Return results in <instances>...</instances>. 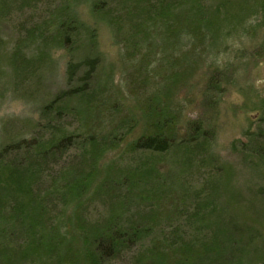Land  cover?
Returning a JSON list of instances; mask_svg holds the SVG:
<instances>
[{
    "label": "rangeland",
    "instance_id": "obj_1",
    "mask_svg": "<svg viewBox=\"0 0 264 264\" xmlns=\"http://www.w3.org/2000/svg\"><path fill=\"white\" fill-rule=\"evenodd\" d=\"M189 1L0 0V262L264 264V0Z\"/></svg>",
    "mask_w": 264,
    "mask_h": 264
},
{
    "label": "trees",
    "instance_id": "obj_2",
    "mask_svg": "<svg viewBox=\"0 0 264 264\" xmlns=\"http://www.w3.org/2000/svg\"><path fill=\"white\" fill-rule=\"evenodd\" d=\"M222 3H223V5L228 6L230 4V1L226 3V1L223 0ZM199 6H200V4H198V3L196 4V2L194 0L189 1L187 3V7H188V9H187L188 13L187 14L191 15L193 12H197V11L199 13ZM194 47H196V46H194ZM194 47H193V49H195ZM87 48H88L87 49L88 53L82 59V61H80V62L70 61L67 64L66 83L70 87V91L62 92L60 95H58L59 98L69 97V96L77 94V93H84L85 91L87 92L88 89L90 90L91 82L93 81V78L95 76L94 74L96 71V67L99 64V56L97 54H95L96 53L95 44L92 41H91V45H88ZM195 52L196 51H193V54L198 57V54L196 55ZM80 69L85 70L81 76H79V70ZM161 99H162V97H161ZM163 100L168 101L165 98ZM157 109H158V106H157ZM163 118H164V122H166V123L156 124L155 125L156 128L154 129L153 133L146 134L145 136H142V138H140L138 140L137 147L148 149V150L160 151V152L166 151L168 148H170L171 144L167 140L168 137H166L164 135L163 131L165 130V127H167L169 120L174 121L175 117L169 111L164 113V112L157 110L155 113V121L157 123H160L163 121ZM68 142H70L69 139H68ZM59 144H60V142L57 144V147L63 148V145L62 144L59 145ZM5 167H11V166H8V165L7 166H0V170H4ZM13 169H15V168L13 167L11 169L12 174H13ZM0 174H2V173H0ZM13 176H14V174H13ZM35 219L36 218H33L32 221H35ZM30 225L32 226V224H30ZM30 229H31V231H32V229L36 230V229H38V226L37 227L32 226V227H30ZM37 232H39V231H37ZM104 238H99L98 240H96V249L99 252H101L102 254H104V256H110L112 254L113 250L115 249V247L117 246L118 240H117V238H115V240L113 242H111V241L104 239ZM59 243L61 245L59 246L57 244V248H58L57 250L59 251V253L63 252L64 255H67V253H68L67 250H69L70 244L66 245V246H62L63 244L61 243V241H59ZM26 245L24 243L25 248L29 247V251H34L37 247V243L34 242V239H30V242H26ZM40 253L41 252H38L37 256H40ZM0 264H5L4 260H2L0 262Z\"/></svg>",
    "mask_w": 264,
    "mask_h": 264
}]
</instances>
